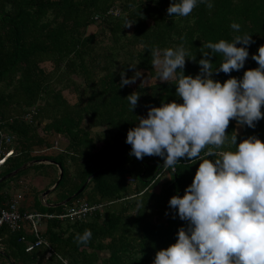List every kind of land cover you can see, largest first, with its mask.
Segmentation results:
<instances>
[{"label": "trees", "instance_id": "1", "mask_svg": "<svg viewBox=\"0 0 264 264\" xmlns=\"http://www.w3.org/2000/svg\"><path fill=\"white\" fill-rule=\"evenodd\" d=\"M170 3L0 0V117L4 132L14 135L8 144L14 153L1 166L0 176L33 159H46L59 170L57 175L49 173L44 191L57 182L60 169L63 175L50 195L60 192L49 195L43 211L60 212L66 204L49 203L74 194L91 174L103 169L67 205L77 199L107 205L83 219L45 220L42 236L51 248L43 244L27 251L20 240L23 231L0 228V263L151 264L157 250L175 242L179 227L187 226L168 202L177 192L184 194L200 161L182 157L174 170L165 169L164 157L138 159L130 155L131 144L126 142L129 128L138 123L137 116L148 114L150 106L164 99L182 100L176 96L175 78L151 83L138 78L120 87L121 71L131 76L135 69L129 63H136V68L156 77L151 49L183 43L196 55L195 60L186 59L184 70L196 74L206 43L232 39L236 30L231 23L237 21L241 32L252 33L249 57L243 68L213 75L221 80L242 77L247 68L258 66L252 53L264 44V0H214L211 9L200 3L183 17L167 12ZM117 7L120 13L114 14ZM93 24L97 29L89 31ZM219 56H212L214 67ZM44 62H50L51 68L46 69ZM65 89L75 91V102L65 96ZM134 90L141 95L132 111L126 97ZM32 108L36 112L29 122L25 116ZM235 129L238 124L231 119L226 131L231 135ZM251 134L264 139V118L254 128L243 126L241 133L237 131L238 142ZM55 139L60 141L59 148L54 147ZM43 149L48 151L38 152ZM164 171L168 175L163 177ZM4 198L0 191V199ZM85 229H91L92 236L78 243L77 233ZM26 236L35 240L27 231Z\"/></svg>", "mask_w": 264, "mask_h": 264}, {"label": "clouds", "instance_id": "2", "mask_svg": "<svg viewBox=\"0 0 264 264\" xmlns=\"http://www.w3.org/2000/svg\"><path fill=\"white\" fill-rule=\"evenodd\" d=\"M200 3L214 6V0H171L167 12L187 16ZM231 28L232 39L206 43L196 74L184 70L186 59L196 55L183 43L151 49L157 79L175 78L182 100L164 99L137 116L126 137L130 155L164 157L163 167L173 170L182 157L200 161L184 194L177 192L168 202L187 226L179 227L175 242L157 250L151 264H264V139L251 134L238 142L236 129L231 135L226 131L231 119L254 128L264 118V44L252 53L258 66L242 77L217 79L214 72L239 70L250 54L252 33L241 32L237 21ZM216 54L220 62L214 67ZM129 67L135 70L131 76L121 71L120 87L143 76L136 63ZM140 95L137 90L127 95L132 111ZM91 236L85 229L76 239L88 242Z\"/></svg>", "mask_w": 264, "mask_h": 264}, {"label": "built area", "instance_id": "3", "mask_svg": "<svg viewBox=\"0 0 264 264\" xmlns=\"http://www.w3.org/2000/svg\"><path fill=\"white\" fill-rule=\"evenodd\" d=\"M114 14H119L120 10L114 8L112 10ZM36 112L35 108L29 111L25 118L31 122L33 114ZM3 120L0 117V168L4 164L7 157L14 153L12 147H8L14 139V135L7 134L2 129ZM54 147H60V141L55 139ZM47 149L40 150L38 152H47ZM129 182H133L132 176L127 177ZM105 202L90 203L86 199H77L69 205H65L63 211L60 212H48V211H21L20 199L18 196L10 197L8 199H0V228L7 227L11 233L24 232L20 236V240L26 243V250H32L36 246L47 245L50 247L47 240L42 236L43 222L51 218L60 219H83L86 215L95 211H103L106 207ZM26 231L35 236V240H29L26 236ZM3 247L2 238H0V248ZM51 252H48L50 255Z\"/></svg>", "mask_w": 264, "mask_h": 264}, {"label": "rangeland", "instance_id": "4", "mask_svg": "<svg viewBox=\"0 0 264 264\" xmlns=\"http://www.w3.org/2000/svg\"><path fill=\"white\" fill-rule=\"evenodd\" d=\"M96 29H97V26L94 24L89 27V31H95ZM43 66L46 69H50L51 63L44 62ZM139 78L141 79L142 82H145V83L161 81L157 79V77L149 76L148 72L146 71H143V76ZM64 94L72 103L77 100V95L73 89H65ZM43 163L44 162H39V163H36L37 165H31L30 167H27L25 170H23V172L19 174L17 173L16 175L12 176L11 179L9 180L6 179L5 184L0 186V191L6 190L10 193L16 192L18 198L21 199L23 198L21 196L22 195L21 192H25V191L29 192L32 190H36L37 188L38 189L37 191L35 192L33 191L30 193L32 205L29 207V209L34 210V211L35 210H38V211L46 210L48 206V203H46V200L49 197L50 193L46 197H44L42 196L44 190H42L41 192H38V191L41 189V187H43V185H46L49 182V176H50L49 173L51 172L54 175H57L59 168L53 164H48L47 162H45V164ZM167 175H168V172L164 171L163 177ZM20 179L24 181L22 184L18 183ZM31 187H34V189H31ZM59 192H60V189L54 191L53 194L54 193L56 194ZM53 194L50 195V198L51 196H54ZM23 196H25V194H23ZM21 203L22 202H20V205Z\"/></svg>", "mask_w": 264, "mask_h": 264}, {"label": "water", "instance_id": "5", "mask_svg": "<svg viewBox=\"0 0 264 264\" xmlns=\"http://www.w3.org/2000/svg\"><path fill=\"white\" fill-rule=\"evenodd\" d=\"M38 162H48V161H47L46 159H33V160H31V161H28V162L24 163L23 165H21L20 167H18V168H16V169H14V170H12V171H10V172H8V173H6V174L0 176V183H1L2 181H4V180L9 179V178H11L12 176L16 175V174L19 173L21 170H24V169H26L27 167H29V166H31V165H33V164H35V163H38ZM49 162H54V161H49ZM102 170H103V169H99V170L95 171L93 174H91V175L88 177L87 181H86V182H85V183H84V184H83V185H82V186H81V187H80V188H79L74 194H72V195H70L69 197L65 198L64 200H62V201H60V202H58V203H54V204H52V205H54V206H58V205H65V204H67L70 200H72L74 197H76L78 194H80V193L84 190V188L86 187L88 181H89L94 175H96L97 173H99V172L102 171ZM62 175H63V171H62V169H60V176H59L57 182H56L53 186L47 188V189L43 192L44 197H46V196L51 192V190L54 189V188L58 185L60 179L62 178Z\"/></svg>", "mask_w": 264, "mask_h": 264}, {"label": "crops", "instance_id": "6", "mask_svg": "<svg viewBox=\"0 0 264 264\" xmlns=\"http://www.w3.org/2000/svg\"><path fill=\"white\" fill-rule=\"evenodd\" d=\"M237 131L239 132V133H241L242 131H243V126H240V125H238V129H237ZM50 181V180H49ZM49 183V182H48ZM48 183L46 184V185H43V187H41V189L38 191V192H41L44 188H45V186H47L48 185ZM38 189L36 188V190H32V191H25V192H21L22 193V197L23 198H21L20 199V202H22L21 203V208L23 209V210H25V211H34V210H30L29 209V207L32 205V200H31V196H30V193L31 192H35V191H37ZM1 193H3V195L5 196V198L4 199H8V198H10V197H14V196H17V194H16V192H14V193H10V192H8V191H6V190H2L1 191ZM23 194H25V196H23ZM42 196H44L43 194H42ZM50 205H52V204H54V203H49ZM54 206V205H53ZM35 211H38V210H35ZM43 211V210H42ZM0 264H13L12 262H5V263H0Z\"/></svg>", "mask_w": 264, "mask_h": 264}]
</instances>
